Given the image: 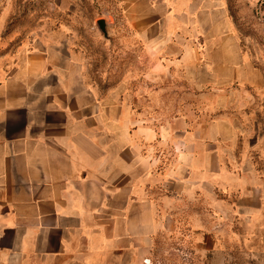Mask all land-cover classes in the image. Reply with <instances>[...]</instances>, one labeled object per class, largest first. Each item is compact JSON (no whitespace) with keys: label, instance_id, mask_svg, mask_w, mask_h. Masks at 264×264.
<instances>
[{"label":"crops","instance_id":"obj_1","mask_svg":"<svg viewBox=\"0 0 264 264\" xmlns=\"http://www.w3.org/2000/svg\"><path fill=\"white\" fill-rule=\"evenodd\" d=\"M219 13L203 33L176 13L185 34L159 22L140 31L150 92L209 93V116L182 101L186 111L151 119L148 94L141 107L127 82L102 95L69 51L10 56L0 80V264H146L153 237L175 231L183 197L213 190L221 150L245 133L230 114L234 87L263 83Z\"/></svg>","mask_w":264,"mask_h":264},{"label":"rangeland","instance_id":"obj_2","mask_svg":"<svg viewBox=\"0 0 264 264\" xmlns=\"http://www.w3.org/2000/svg\"><path fill=\"white\" fill-rule=\"evenodd\" d=\"M167 9L170 16L194 19L202 33L215 26L220 11L227 13L232 34L263 83L256 90L234 87L230 114L245 133L234 151L221 150L222 172L210 180L213 190L203 187L183 197L175 231L153 237L146 264H264V0H0V80L21 48L48 46L69 51L102 95L127 82V98L141 107L148 94L143 112L151 119L186 111L190 106H179L183 102L191 103L196 115L209 116L205 108L214 99L209 93L156 96L143 80L148 62L142 27L150 23L154 29L159 22L169 32L185 34Z\"/></svg>","mask_w":264,"mask_h":264},{"label":"water","instance_id":"obj_3","mask_svg":"<svg viewBox=\"0 0 264 264\" xmlns=\"http://www.w3.org/2000/svg\"><path fill=\"white\" fill-rule=\"evenodd\" d=\"M99 30L104 34V36H107V31H106V23L104 20H100L97 23Z\"/></svg>","mask_w":264,"mask_h":264}]
</instances>
